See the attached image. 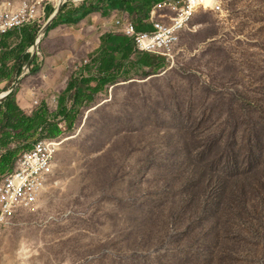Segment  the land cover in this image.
Returning a JSON list of instances; mask_svg holds the SVG:
<instances>
[{"label": "rangeland", "instance_id": "374dc122", "mask_svg": "<svg viewBox=\"0 0 264 264\" xmlns=\"http://www.w3.org/2000/svg\"><path fill=\"white\" fill-rule=\"evenodd\" d=\"M208 14L207 24L184 34L171 63L147 54L160 66L142 67L143 55L133 53L125 62L117 57L107 82L104 75H93L101 80L86 86L80 83L85 73L78 74L81 90L97 91L90 103L85 97L77 105L76 88L67 92L71 72L86 66L87 57L93 59L86 71L101 67L100 35L120 36L114 20L136 24L137 15L111 12L95 21V13L86 24H61L47 35V18L37 24L41 39L29 52L40 69H31L13 91L29 115L42 104L53 113L50 120L62 130L55 137L57 167L37 206L1 226L0 264H165L174 259L168 249L171 203L162 215L158 212L180 187L183 173L196 169L195 145H209L211 134L232 138L238 113L234 94L244 93L264 107V0H223L220 12ZM206 25L217 28V34L204 42L196 32ZM58 37L66 39L61 49L44 56L41 45L50 47ZM15 78L0 84V99ZM62 94L67 117L58 109ZM245 132L240 129L236 138ZM34 141L17 140L18 154ZM257 229L264 237V227ZM248 253L244 264H264V241Z\"/></svg>", "mask_w": 264, "mask_h": 264}, {"label": "trees", "instance_id": "16d2710c", "mask_svg": "<svg viewBox=\"0 0 264 264\" xmlns=\"http://www.w3.org/2000/svg\"><path fill=\"white\" fill-rule=\"evenodd\" d=\"M160 1L95 0L94 4H89L88 0L68 2L48 26L45 35L61 24L78 25L83 20L92 18V14H98L97 18L109 17L111 12L124 16L137 15V29L146 30L150 28L146 22L150 19L153 7ZM51 10L49 7L47 17ZM208 12L213 11H205L204 14L198 12L184 34L194 31L198 24H207ZM38 27L35 24L0 35V84L10 83L13 78L19 77L24 67L33 59L29 49L35 43ZM201 33L206 42L215 37L217 28L206 25L204 29L196 32ZM100 39L102 58L99 61L102 66L97 72L104 75L102 81L107 82L111 79V71L118 56L125 62L133 53L139 56L140 52L134 48L131 40L122 34L115 36L105 32L100 35ZM65 41L64 37H58L51 41L50 47L42 44L43 55H54ZM217 49L221 51L220 47ZM141 54V66H152L150 57ZM93 61L96 62V58ZM159 66L154 67L158 69ZM39 69L36 64L32 73L38 72ZM80 72H71L67 89V92H71L76 88L75 105L85 97L90 103L93 90L97 91V88L89 92L78 87L77 75ZM96 79L101 80L83 78L80 83L87 86ZM7 90H10V87ZM14 93L13 91L0 104V153L4 151L0 155V177L13 169L19 155L17 140L34 141L38 138L40 129L42 133L45 132L46 138L53 140L62 134L58 124L50 120L53 113H50L45 104L29 115L19 106ZM232 101L237 103L238 112L234 120L232 138L226 139L223 134H211L207 138L209 145L196 144L193 150V167L196 169L192 172L189 168L183 173L180 187L172 190L171 199L163 204L162 210L158 212L162 215L168 202L171 203V243L168 249L172 251L171 257L174 259L165 264H239L240 261L244 264L249 250L256 249L259 243L264 241L262 231L257 229L264 227V107L257 103L258 101L247 99L244 93L234 94ZM65 102L66 95L62 94L58 100V109L67 117L69 112L65 108ZM240 129H246V132L245 136L238 140L236 135ZM197 137L196 134L190 135L194 140ZM31 144H28L25 150L30 149ZM152 234L153 231L149 233ZM149 235L143 239H147ZM176 249L180 252H175ZM141 258L146 260L151 257ZM159 262L162 264L161 260Z\"/></svg>", "mask_w": 264, "mask_h": 264}, {"label": "built area", "instance_id": "2783aa9c", "mask_svg": "<svg viewBox=\"0 0 264 264\" xmlns=\"http://www.w3.org/2000/svg\"><path fill=\"white\" fill-rule=\"evenodd\" d=\"M83 1L86 0L1 2L0 35L38 24L42 19L47 18L48 21L66 3ZM49 7L52 10L47 17ZM222 7V0H161L154 5L150 19L146 22L150 28L138 30L137 24L122 18L115 20L114 28L122 36L129 38L140 53L156 56L162 63H171L180 49L184 32L197 13L200 10L220 12ZM83 63L87 64L89 61L84 60ZM59 146L57 140L46 138L41 130L30 149L19 153L13 169L0 177V228L11 225L13 218L22 210H32L40 202L44 192L48 190L50 176L55 175V156ZM55 183L52 182V185Z\"/></svg>", "mask_w": 264, "mask_h": 264}, {"label": "water", "instance_id": "95a60500", "mask_svg": "<svg viewBox=\"0 0 264 264\" xmlns=\"http://www.w3.org/2000/svg\"><path fill=\"white\" fill-rule=\"evenodd\" d=\"M56 15H58V14H56ZM56 15H55V16H56ZM55 16H53L51 19H49V20L46 22V24H45L43 30H47L48 26L53 22V19L55 18ZM36 38H37V37H36ZM39 39H40V37L37 38V39H35V43H34V45L31 47L32 50H34V49L36 48V46H38V44H39ZM30 52H31V54H32L34 60L32 59V60H31L26 66H25V68H24L23 72L21 73V75L13 80L12 87L10 88L8 94H7L4 98H1V99H0V104H1V102H2L3 100H5V99H6V98H7V97L13 92V89H14V86L16 85V83H17L18 81H21L23 78H25V77L29 74V72L31 71V69L34 67V65H35V60L37 61V59H36V57L34 56L33 52H32V51H30Z\"/></svg>", "mask_w": 264, "mask_h": 264}, {"label": "crops", "instance_id": "0c3cea01", "mask_svg": "<svg viewBox=\"0 0 264 264\" xmlns=\"http://www.w3.org/2000/svg\"><path fill=\"white\" fill-rule=\"evenodd\" d=\"M91 19H93V18H91ZM91 19H86V20H84V22H85V24L86 23H88L89 21H92ZM94 19H96L95 21H98V18L96 17V18H94ZM84 22H82V24H84ZM102 23V22H101ZM31 53V52H30ZM87 59H88V61L89 62H91L92 61V59L93 58H89V57H87ZM90 59H91V61H90ZM86 66H83V64H81L80 65V68H78V71L80 72L79 74H82V72L83 73H85L84 74V78H90V77H92L93 75L94 76H101L102 77V74H99L98 72H97V69L95 70V72L94 73H91L92 72V70H89V71H86L88 68H89V66H88V63L87 64H85ZM25 68V67H24ZM91 68V67H90ZM89 73V74H88ZM80 77H82L81 79H83V76L81 75ZM46 78H48V77H45V79ZM97 78V77H96ZM48 80L50 81V79L48 78ZM48 82V81H47ZM77 82H79V80H78V78H77ZM17 102H18V104H19V106L25 111V105L24 104H22V102H20V100H18L17 99ZM26 112V111H25ZM27 113V112H26ZM28 114V113H27ZM2 153H4L3 151H2Z\"/></svg>", "mask_w": 264, "mask_h": 264}, {"label": "bare ground", "instance_id": "6f19581e", "mask_svg": "<svg viewBox=\"0 0 264 264\" xmlns=\"http://www.w3.org/2000/svg\"><path fill=\"white\" fill-rule=\"evenodd\" d=\"M9 92V91H8ZM8 92H7V94H8ZM6 93H5V96L7 95ZM2 97H3V95H2Z\"/></svg>", "mask_w": 264, "mask_h": 264}]
</instances>
